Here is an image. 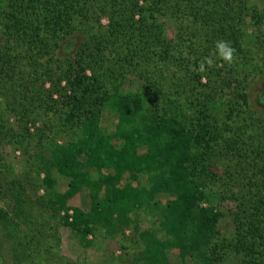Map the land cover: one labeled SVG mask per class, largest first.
Instances as JSON below:
<instances>
[{"label":"trees","instance_id":"16d2710c","mask_svg":"<svg viewBox=\"0 0 264 264\" xmlns=\"http://www.w3.org/2000/svg\"><path fill=\"white\" fill-rule=\"evenodd\" d=\"M253 24L264 28V8L250 0H0V143L35 152L50 210L83 240L124 236L149 215L134 264H264V130L248 92L264 75V36L248 41ZM217 40L235 49L232 64L215 57ZM205 57L214 64L200 72ZM217 84L223 99L207 92Z\"/></svg>","mask_w":264,"mask_h":264},{"label":"rangeland","instance_id":"374dc122","mask_svg":"<svg viewBox=\"0 0 264 264\" xmlns=\"http://www.w3.org/2000/svg\"><path fill=\"white\" fill-rule=\"evenodd\" d=\"M250 5L262 9L264 0H250ZM108 24L109 20L103 19V25ZM167 25L169 35L173 38L177 30L172 23ZM253 25H248L247 28L248 35L251 36L248 40L250 43L256 36H264V28L257 29ZM227 70L228 67L225 68ZM203 83L207 84L208 80L205 79ZM214 85L207 92H216V96L222 99L226 97V90L223 91L219 84ZM248 92L255 129L264 130V75L257 72L252 74ZM42 121L36 126H30L35 139L41 134L38 128L43 127ZM8 125L15 133L21 132L15 118H10ZM8 140L10 138L0 143V154L4 157L5 165L4 168L0 167V264H134L136 257L142 252L140 233L152 226L149 215L144 212L136 215L133 226L126 230L124 236L112 237L106 231H99L83 240L65 227L60 216L50 210L49 197L42 186L44 175L39 178L36 172L38 167L32 164L35 152L31 150L30 154L25 155L16 146L9 144ZM20 183L25 187L24 192L19 195L25 206L21 215L19 212L22 208L17 206V189ZM73 204H82L79 196L74 199ZM234 208L235 204L230 201L220 205V210L226 214L220 229L228 235L233 233V223L228 211ZM3 213L7 216H1ZM226 264L238 263L229 260Z\"/></svg>","mask_w":264,"mask_h":264},{"label":"clouds","instance_id":"9594fccd","mask_svg":"<svg viewBox=\"0 0 264 264\" xmlns=\"http://www.w3.org/2000/svg\"><path fill=\"white\" fill-rule=\"evenodd\" d=\"M215 57L223 61L225 64H232L235 59V49L231 43L227 40H217L215 42ZM214 59L212 57L203 58L197 65V70L200 72L207 71L208 68L212 67Z\"/></svg>","mask_w":264,"mask_h":264}]
</instances>
